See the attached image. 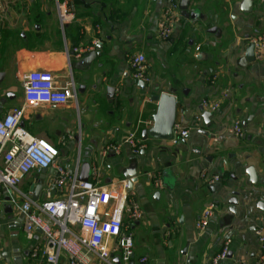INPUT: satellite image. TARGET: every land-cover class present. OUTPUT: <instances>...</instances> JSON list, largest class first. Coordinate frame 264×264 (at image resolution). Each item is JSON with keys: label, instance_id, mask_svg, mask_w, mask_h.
<instances>
[{"label": "crops", "instance_id": "0c3cea01", "mask_svg": "<svg viewBox=\"0 0 264 264\" xmlns=\"http://www.w3.org/2000/svg\"><path fill=\"white\" fill-rule=\"evenodd\" d=\"M2 1L7 10L0 11V72L5 73L0 80V118L23 103L24 73L50 71L61 85L73 76L76 104L30 108L21 125L59 148V161L79 178L85 163L101 167L104 184L126 179L127 169L134 167L138 181L132 194L144 212L130 225L136 264H210L227 240L230 252L221 264H257L260 247L255 232L264 225V63L243 67L239 60L249 37L264 33V4L253 0L252 11L243 13V0H190L187 10L197 14L187 18L181 0H176L179 20L173 37L162 40L158 30L168 0H58L69 7L63 23L57 0ZM96 44L102 46L100 56L81 68L78 54ZM136 53L147 59L151 81L144 89L130 66ZM110 86L116 88L112 99L107 95ZM162 92L178 99L174 127L191 130L189 138L177 145L144 132L153 125L157 109L153 97ZM203 99L220 101V108L209 126L203 119L201 128L195 129V116L205 111ZM251 115L242 137L227 132L235 120L244 122ZM131 133L146 146L138 154L124 144L120 154L102 155L107 143L124 141ZM249 166L259 175L256 186L249 183ZM149 174L158 175L162 186L155 187ZM55 175L53 168L44 176L35 171L20 187L28 192L33 182L43 183L38 197L43 200L44 188ZM214 175L220 180L208 183ZM210 203L216 206L214 214L208 227L199 231L196 222ZM40 241L39 230L34 241L27 239L22 217L4 190L0 264H46L41 253L31 257L33 245ZM60 264H68L66 254ZM91 264L125 263L113 252L110 263L93 256Z\"/></svg>", "mask_w": 264, "mask_h": 264}, {"label": "built area", "instance_id": "2783aa9c", "mask_svg": "<svg viewBox=\"0 0 264 264\" xmlns=\"http://www.w3.org/2000/svg\"><path fill=\"white\" fill-rule=\"evenodd\" d=\"M168 1L169 5L163 11L158 30V36L162 40L173 37L180 17L176 0ZM254 2L264 4V0ZM2 8L0 1V11ZM68 8L67 2L57 0L62 23L68 16ZM249 42L254 45L255 60L264 63V33L250 36ZM130 66L136 80H142L145 84L151 81L146 73L148 65L143 53L133 54ZM211 79L213 81L214 76ZM22 88L23 103L11 108L0 118V198L6 190L8 201L22 217L28 240L34 241L35 234L40 229L41 241L36 246L33 245L31 257L35 259L41 253L46 264H60L61 255L66 254L68 264H91L93 256H97L102 262L110 263L111 254L117 252L121 260L129 264L135 246L130 225L144 216L140 203L129 190L130 180L124 178L104 184L101 167L96 162L90 164L91 174L88 180H81L77 172L70 171L59 161V148L44 138L32 135L21 125L30 108L45 104L65 106L71 101H77V87L73 76L69 75L61 85L50 71H29L22 75ZM222 96L226 98L228 93H223ZM202 107L215 113L220 108V101L203 99ZM202 124L203 117L196 115L192 127L199 129ZM226 130L237 138L244 135L240 120H235ZM190 131L189 128L174 127L170 144L177 145L187 140ZM124 144H129L133 154H138L146 147L144 141L131 133L124 141L107 143L101 153L103 156L120 154ZM51 168L56 171V175L44 188V199L33 200V191L22 190V182L35 171ZM203 176L206 177L205 171ZM148 177L155 187L162 186L158 175L149 174ZM218 180L219 176L214 175L209 178L208 183ZM215 207L214 203H210L202 212L196 222L199 231L208 227ZM255 233L260 247L257 264H264V225L259 226ZM229 252L230 241L227 240L210 264H221Z\"/></svg>", "mask_w": 264, "mask_h": 264}, {"label": "water", "instance_id": "95a60500", "mask_svg": "<svg viewBox=\"0 0 264 264\" xmlns=\"http://www.w3.org/2000/svg\"><path fill=\"white\" fill-rule=\"evenodd\" d=\"M190 0H181V10L185 17L187 18H195V15L197 14L196 11L188 12V4ZM253 0H243L241 4V11L243 13H249L253 9ZM101 44H96L95 48L93 50H90L88 52H85L81 55V59L79 60V66L83 69H86L90 67L92 62L96 59L97 56H100L101 52ZM255 54H254V45L252 43L249 44V46L246 48L245 55L239 60V65L243 67H247L250 63L255 62ZM5 76L4 72H0V80ZM138 86L141 89L145 88V83L142 80H138ZM83 86L79 88L78 91L83 90ZM108 97L111 99L114 97L116 88L115 87H108L107 88ZM154 100L157 101V109L155 114L152 116L153 125L146 129L145 135H148L151 138L157 139V140H168L173 135L174 126L177 123V117H178V107L179 102L177 97L168 92H162L160 95H156L153 97ZM213 113L205 110L203 112V119L205 124L208 126L211 124V117ZM254 115L249 116L247 120L242 122L243 128H247L248 124L253 120ZM201 133L207 134L205 130H201ZM46 170H42V176H44ZM82 175L80 177L81 180L87 181L90 174H91V165L90 163H85L82 166ZM247 174L249 175V183L251 185H258L259 182V175L256 172L255 168L253 166H249L246 169ZM125 177L130 180V187L129 190L132 191L134 187V183L138 181L137 171L133 168L127 169V172L125 174ZM264 182V179H263ZM43 189V183L38 182L36 184H32L30 187V190L33 191V200H37L39 197V194L41 190ZM238 192H234L233 195H237ZM232 205H237L236 198L231 199ZM6 208L9 211H13V208L11 206H6ZM40 231V229H39ZM129 264H136L134 260V255L130 261Z\"/></svg>", "mask_w": 264, "mask_h": 264}, {"label": "rangeland", "instance_id": "374dc122", "mask_svg": "<svg viewBox=\"0 0 264 264\" xmlns=\"http://www.w3.org/2000/svg\"><path fill=\"white\" fill-rule=\"evenodd\" d=\"M1 2H3L2 0H0ZM2 10L3 11H5V10H7V7L3 4V8H2ZM17 10V8L16 7H13L12 8V11H16ZM77 102L74 100V102L73 101H71L69 104H76Z\"/></svg>", "mask_w": 264, "mask_h": 264}, {"label": "trees", "instance_id": "16d2710c", "mask_svg": "<svg viewBox=\"0 0 264 264\" xmlns=\"http://www.w3.org/2000/svg\"><path fill=\"white\" fill-rule=\"evenodd\" d=\"M3 35H4V37H6V38L8 37L6 33H4Z\"/></svg>", "mask_w": 264, "mask_h": 264}]
</instances>
